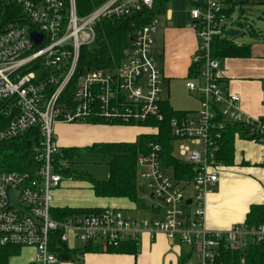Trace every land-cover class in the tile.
I'll use <instances>...</instances> for the list:
<instances>
[{
  "label": "built area",
  "instance_id": "2783aa9c",
  "mask_svg": "<svg viewBox=\"0 0 264 264\" xmlns=\"http://www.w3.org/2000/svg\"><path fill=\"white\" fill-rule=\"evenodd\" d=\"M154 6L155 0H106L81 15L77 0H0V140L32 129L39 136L33 172L0 171V247H30L35 250L31 264H58L63 252L55 245L70 244V235L84 245L107 249L138 243L143 233L155 237L162 232L172 246L189 248L183 264H225L224 250L242 253L250 243H264V225L225 230L206 226V198L224 167L218 159L220 130L238 123L250 130L252 140L264 141V119L243 111L240 95L223 86L221 62L212 54L213 42L240 23L228 17L222 0H203L191 10L199 46L186 86L200 107L170 120L174 149L180 140L196 146H179L185 157L181 161L194 168L191 180L178 181L163 163L162 145L150 142L137 164L140 181L161 201L156 212L133 219L111 206L63 219L53 215L54 191L74 178L69 173L73 159L55 138L58 123L101 120L154 130L152 123L165 120L163 74L154 41L160 27L157 15L134 29L117 67L79 70L81 50L95 43L103 19ZM7 12L10 20H5ZM33 32L41 35L39 42ZM56 236L58 243L53 242Z\"/></svg>",
  "mask_w": 264,
  "mask_h": 264
},
{
  "label": "crops",
  "instance_id": "0c3cea01",
  "mask_svg": "<svg viewBox=\"0 0 264 264\" xmlns=\"http://www.w3.org/2000/svg\"><path fill=\"white\" fill-rule=\"evenodd\" d=\"M222 1L228 17L237 19L238 22L246 18L244 8L257 2ZM196 4L194 0H167L156 13L160 19V27L154 34L155 51L163 74V92L165 89L167 91L162 97L163 101L179 111L195 112L200 107L199 100L186 86V82L193 76L191 72L195 67L194 58L199 46L197 30L191 20V10ZM236 9L240 13L237 16ZM261 19H264L262 14L259 15V23L264 22ZM220 39L238 48L236 55L218 57L223 86L227 91L240 95L241 108L247 115L264 119V28L256 27V22L252 20V24L248 28L244 27L240 36L232 38L225 35ZM90 122L81 125L58 123L55 138L59 146L79 151L84 147L90 148L95 143H134L147 133L139 126ZM139 182L140 188H144L140 179ZM83 186H87L93 195L81 197L78 192H81ZM151 198L154 199L152 196ZM53 203L56 209H101L112 206L133 219L149 216L157 211L158 206H145L142 211L140 204L129 197L97 196L89 181L75 180V176L71 181H64L54 191ZM261 203H264V141L236 136L234 161L230 165H224L219 182L206 198V226L210 230H225L233 225H244L250 207ZM128 213H138V216H130ZM82 244L70 235V244L67 246L71 252L67 254L71 259L61 260L58 264H183L187 252L183 246H172L162 232L155 237L143 233L136 253L109 252L97 244H91V249L86 250ZM96 247L99 250H93ZM18 248V253L10 257L9 264H31L35 250L30 247Z\"/></svg>",
  "mask_w": 264,
  "mask_h": 264
},
{
  "label": "trees",
  "instance_id": "16d2710c",
  "mask_svg": "<svg viewBox=\"0 0 264 264\" xmlns=\"http://www.w3.org/2000/svg\"><path fill=\"white\" fill-rule=\"evenodd\" d=\"M106 0H77L78 10L81 15H86ZM167 0H155L153 9H144L127 15L123 18L103 19L97 26V37L95 43L81 50L79 70L87 68L117 67L126 56V50L131 45V36L136 27H140L150 21L156 15L159 8H163ZM158 5V6H157ZM10 11V8L8 9ZM7 19L10 20L7 12ZM238 48L226 41L216 39L212 45V54L215 57L233 56L238 52ZM194 75V70L191 72ZM165 120L163 122L152 123L156 129L144 133L134 143L114 142L95 143L89 149L110 154V176L107 180H98L87 173H78L79 177L89 181L97 196L129 197L136 200L140 182L138 178L137 159L141 153L149 151V143L156 142L162 145V160L165 166L172 169L174 177L179 180H191L194 174L192 165L179 160L175 155L174 138L171 135L170 120L174 116L186 115L189 111L175 110L168 102L162 104ZM102 122L101 120H92ZM219 138H216L220 151L218 159L224 165H230L234 161V141L236 136L251 139L253 135L250 130L238 123H229L220 130ZM39 136L37 129H32L19 135L13 140H0V171L12 170L19 172H33L37 167L34 147L38 145ZM78 150L75 148L65 149L66 157L74 159ZM75 169L69 173L75 175ZM99 209L87 208H55L53 215L58 219H63L75 213H94ZM244 225L254 227L264 225V203L254 204L247 213ZM59 235V232L57 233ZM53 242H59L57 236ZM133 241L124 242L118 247L110 246L106 250L109 252H132L136 253L137 245ZM91 244H86L85 249L90 250ZM63 253H70L65 244L55 245ZM19 248L0 247V264H9L12 255L18 253ZM99 250V248H93ZM221 260L225 264H264V243H250L242 253L238 251L224 250L221 253Z\"/></svg>",
  "mask_w": 264,
  "mask_h": 264
},
{
  "label": "rangeland",
  "instance_id": "374dc122",
  "mask_svg": "<svg viewBox=\"0 0 264 264\" xmlns=\"http://www.w3.org/2000/svg\"><path fill=\"white\" fill-rule=\"evenodd\" d=\"M257 1V2H256ZM255 4H250L247 5L244 9L247 12L245 15V19L243 20V22L247 25H245L246 28H248L250 26V24H252V20H254L256 22V27H261L264 28V22L259 23V15H264V3L260 2V0H256ZM238 14H240L238 12V10L236 9L235 11V16H237ZM242 19V18H241ZM264 20V19H261ZM254 25V24H253ZM254 27V26H252ZM87 46V48L91 47ZM86 47V46H84ZM166 89L165 91L162 93V95L164 96L166 94ZM83 123H91L90 121L88 122H84V121H77V122H73V123H67V124H71V125H81ZM120 125H125V126H135L137 127V125H130V124H120ZM56 127V126H55ZM144 130H142L143 132H149L151 130L146 129L144 127H142ZM55 136H56V131H55ZM188 144L190 145L192 148H195L196 146H194L193 144L190 143V141L188 140H180V141H176L175 142V155L182 161H185V157L180 153V144ZM79 154H77L76 158H74L75 160L73 161L72 165L75 169V180L78 181H83V179L81 177H79L78 173H87L89 175H91L92 177L98 179V180H107L109 179L110 176V165L109 162L111 160V156L110 154L107 153H102L99 152L97 150H90L87 147H84L82 149H80L78 151ZM144 188H139L138 190V194H137V198L136 201L137 203L140 204V209L142 211H144L145 206H151V205H161V201L159 199H152L151 195L149 193V190L147 188L146 185H144L142 183L141 185ZM85 187V188H84ZM84 188V189H83ZM83 188L81 189V192H78L79 194H81V197H86V196H92L93 194L91 193V190H89L87 188V186H83ZM87 188V189H86ZM144 189V190H143ZM190 190H192V188H190ZM130 214V216H138V213H128ZM78 244H80L79 242H77ZM95 244V243H93ZM83 245V244H82ZM185 251H189L188 247H184ZM16 264V263H15Z\"/></svg>",
  "mask_w": 264,
  "mask_h": 264
},
{
  "label": "water",
  "instance_id": "95a60500",
  "mask_svg": "<svg viewBox=\"0 0 264 264\" xmlns=\"http://www.w3.org/2000/svg\"><path fill=\"white\" fill-rule=\"evenodd\" d=\"M194 2L202 3L203 0H194ZM245 25H247V23L245 24L243 21L240 23H237L236 27L230 30L229 36L232 38L240 36L243 33V29ZM32 37L36 42H39L41 39V35L35 32L32 33ZM188 203H190V201H188ZM59 257L61 260H66V261L71 259V256L67 253H60Z\"/></svg>",
  "mask_w": 264,
  "mask_h": 264
}]
</instances>
